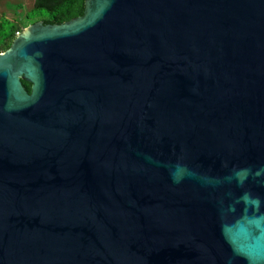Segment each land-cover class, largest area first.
Instances as JSON below:
<instances>
[{"label":"water","instance_id":"1","mask_svg":"<svg viewBox=\"0 0 264 264\" xmlns=\"http://www.w3.org/2000/svg\"><path fill=\"white\" fill-rule=\"evenodd\" d=\"M36 6L0 52V264H264V0Z\"/></svg>","mask_w":264,"mask_h":264},{"label":"trees","instance_id":"2","mask_svg":"<svg viewBox=\"0 0 264 264\" xmlns=\"http://www.w3.org/2000/svg\"><path fill=\"white\" fill-rule=\"evenodd\" d=\"M36 3L37 0H34V7L25 14L22 13L16 19L0 16V52L7 50L12 45L18 32L21 33L28 25L49 18L48 11L37 7ZM23 83L31 91V83L26 80Z\"/></svg>","mask_w":264,"mask_h":264},{"label":"rangeland","instance_id":"3","mask_svg":"<svg viewBox=\"0 0 264 264\" xmlns=\"http://www.w3.org/2000/svg\"><path fill=\"white\" fill-rule=\"evenodd\" d=\"M33 7L34 0H0V16L16 19Z\"/></svg>","mask_w":264,"mask_h":264},{"label":"built area","instance_id":"4","mask_svg":"<svg viewBox=\"0 0 264 264\" xmlns=\"http://www.w3.org/2000/svg\"><path fill=\"white\" fill-rule=\"evenodd\" d=\"M18 34H19V32H18Z\"/></svg>","mask_w":264,"mask_h":264}]
</instances>
